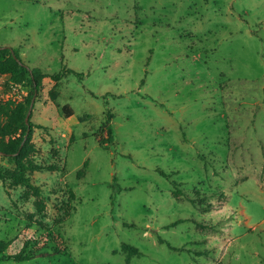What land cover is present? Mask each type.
Wrapping results in <instances>:
<instances>
[{
	"label": "rangeland",
	"instance_id": "374dc122",
	"mask_svg": "<svg viewBox=\"0 0 264 264\" xmlns=\"http://www.w3.org/2000/svg\"><path fill=\"white\" fill-rule=\"evenodd\" d=\"M6 44L65 75L29 114L39 197L0 180V264H264V0H0Z\"/></svg>",
	"mask_w": 264,
	"mask_h": 264
},
{
	"label": "trees",
	"instance_id": "16d2710c",
	"mask_svg": "<svg viewBox=\"0 0 264 264\" xmlns=\"http://www.w3.org/2000/svg\"><path fill=\"white\" fill-rule=\"evenodd\" d=\"M68 72V71H67ZM65 75L64 72L55 74H48L43 72L40 68H30L22 62L19 58L17 48L10 45L0 46V76H7L9 81L13 84L27 83L30 86L28 95L23 100L0 99V157L7 158L14 164L13 169L0 168V180L8 181L11 185L24 186L26 188L23 192L24 198L39 197L41 193L40 186L34 184L29 176L35 171L53 170V166H44L34 161L29 156V151H35V146L31 142L33 124L28 117L29 122H25V116L29 109L31 100L42 86V80L49 77L54 82H59ZM65 117L73 114L72 109L65 105L62 107ZM112 114L107 113L105 122L102 124L107 139H112V129L110 127V120ZM103 145V142H99ZM86 162L83 167H85ZM160 174L165 175L160 171ZM79 175V174H78ZM180 192V191H179ZM33 214H29V216ZM11 244L9 240H0V254H2ZM28 242H24L23 247L17 253L7 256V259L16 261L30 260L34 258L50 257L52 255L63 253L64 246H55L52 251H27ZM123 247L130 253H138V249L130 244L123 243ZM112 264V263H100Z\"/></svg>",
	"mask_w": 264,
	"mask_h": 264
},
{
	"label": "water",
	"instance_id": "95a60500",
	"mask_svg": "<svg viewBox=\"0 0 264 264\" xmlns=\"http://www.w3.org/2000/svg\"><path fill=\"white\" fill-rule=\"evenodd\" d=\"M33 101H34V98L31 100V103H30V105H29V109H28L27 114H26V116H25V122H26V123L29 122L28 117H29L30 110H31L32 105H33Z\"/></svg>",
	"mask_w": 264,
	"mask_h": 264
},
{
	"label": "crops",
	"instance_id": "0c3cea01",
	"mask_svg": "<svg viewBox=\"0 0 264 264\" xmlns=\"http://www.w3.org/2000/svg\"><path fill=\"white\" fill-rule=\"evenodd\" d=\"M6 45H9V44H6ZM6 45H4V46H6ZM3 46V45H2ZM11 46V45H10Z\"/></svg>",
	"mask_w": 264,
	"mask_h": 264
}]
</instances>
